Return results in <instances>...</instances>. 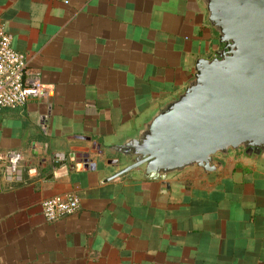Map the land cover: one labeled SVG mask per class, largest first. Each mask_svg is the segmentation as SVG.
<instances>
[{
	"label": "crops",
	"instance_id": "crops-1",
	"mask_svg": "<svg viewBox=\"0 0 264 264\" xmlns=\"http://www.w3.org/2000/svg\"><path fill=\"white\" fill-rule=\"evenodd\" d=\"M0 27L48 90L0 108V148L37 166L0 192V264H264V160L232 152L215 171L106 180L127 160L98 146L216 54L203 0H0ZM68 192L79 210L48 220L42 200Z\"/></svg>",
	"mask_w": 264,
	"mask_h": 264
},
{
	"label": "water",
	"instance_id": "water-1",
	"mask_svg": "<svg viewBox=\"0 0 264 264\" xmlns=\"http://www.w3.org/2000/svg\"><path fill=\"white\" fill-rule=\"evenodd\" d=\"M203 1L221 46L213 57H199L186 87L140 127L98 143L119 154L110 162L127 160L106 180L132 170L162 180L195 165L215 171L241 147L264 160V0ZM81 161L97 166L89 155Z\"/></svg>",
	"mask_w": 264,
	"mask_h": 264
},
{
	"label": "built area",
	"instance_id": "built-area-1",
	"mask_svg": "<svg viewBox=\"0 0 264 264\" xmlns=\"http://www.w3.org/2000/svg\"><path fill=\"white\" fill-rule=\"evenodd\" d=\"M13 37L0 27V108L22 107L29 99L48 93L40 73L29 68L25 53L13 45ZM60 158L56 153L55 160ZM24 159L20 150L0 148V192L23 182L26 171H37L34 164L27 168ZM41 204L45 217L52 221L78 211L80 199L73 192L58 193L45 197Z\"/></svg>",
	"mask_w": 264,
	"mask_h": 264
},
{
	"label": "flooded vegetation",
	"instance_id": "flooded-vegetation-1",
	"mask_svg": "<svg viewBox=\"0 0 264 264\" xmlns=\"http://www.w3.org/2000/svg\"><path fill=\"white\" fill-rule=\"evenodd\" d=\"M233 153H237V155H250V156H256V157H259L258 156V154L259 153H257V152H255V151H252V154H248L247 153V148H245V147H241L240 149H238V150H236V151H234Z\"/></svg>",
	"mask_w": 264,
	"mask_h": 264
}]
</instances>
